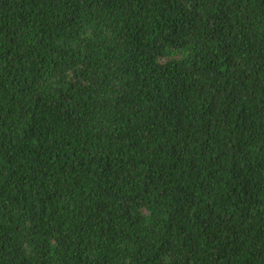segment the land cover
Here are the masks:
<instances>
[{
    "label": "trees",
    "instance_id": "1",
    "mask_svg": "<svg viewBox=\"0 0 264 264\" xmlns=\"http://www.w3.org/2000/svg\"><path fill=\"white\" fill-rule=\"evenodd\" d=\"M0 264H264V0H0Z\"/></svg>",
    "mask_w": 264,
    "mask_h": 264
}]
</instances>
